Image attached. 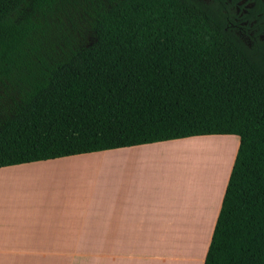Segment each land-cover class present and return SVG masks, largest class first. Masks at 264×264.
Wrapping results in <instances>:
<instances>
[{"label": "trees", "instance_id": "obj_1", "mask_svg": "<svg viewBox=\"0 0 264 264\" xmlns=\"http://www.w3.org/2000/svg\"><path fill=\"white\" fill-rule=\"evenodd\" d=\"M211 135L239 143L203 264H264V51L199 0H0V168Z\"/></svg>", "mask_w": 264, "mask_h": 264}, {"label": "rangeland", "instance_id": "obj_2", "mask_svg": "<svg viewBox=\"0 0 264 264\" xmlns=\"http://www.w3.org/2000/svg\"><path fill=\"white\" fill-rule=\"evenodd\" d=\"M80 40L84 41L83 38ZM211 136H205L208 138L191 137V140H200L202 144L205 143V149L202 152L206 153V157L211 156L209 159L206 158V165L204 164L205 159L203 162L200 160L201 164H187L182 148L184 144L177 142L168 144L167 162L154 163V171H149L152 166L145 168L141 166L144 170H148L143 172L142 176L151 178L160 184L173 186L172 195L167 199L168 211H170L168 213L172 217L175 205H173V199H177L178 206L185 200L183 204L186 206V210L181 211L182 214L184 213V216L180 217L181 223L171 230L175 232L174 234L142 236V247L145 248L143 252L160 257L170 264H201L212 231L215 208L219 204L223 188L226 186L237 151L236 143L238 144L237 136ZM219 140L225 141L228 150L225 146L223 149L218 148ZM226 150L230 154H227ZM215 152L218 157H216ZM224 154L230 157V161L229 165L227 164L229 167L226 165L228 168H226L227 172L223 179V173H220L218 169L220 168L219 164H222ZM110 155V151H102L58 158L43 163V165L49 166L40 167V169L43 168L47 172L30 174L24 179L15 178V176L11 182H4V180L0 182V206L5 215L15 218L27 217L25 227H23L22 221L16 219L11 222L10 226L3 229L13 234L25 231L26 237L24 238L34 236L41 240L48 239V237H61L71 232L80 233L85 229L82 224L86 223L87 220L75 216L78 214L86 215V209L89 205L96 206L97 209L102 207L104 166L110 163L108 160ZM220 155L222 156L219 157ZM205 156L203 157L205 158ZM198 157L200 158V156ZM209 164L210 167L211 164L213 165L211 168L209 167L212 174L210 171L207 172ZM213 167L216 170L213 171ZM215 172L217 176L219 175L217 178H219L220 184L218 183V185L215 183V178L210 179V176L211 178L216 177ZM188 192L191 197L190 200H192L191 210ZM25 206H31V208L25 209ZM176 220L177 218L174 221ZM192 220L193 223L196 220L194 223L196 229L192 227L189 229L192 226ZM78 253L104 254L111 252L15 251L5 254L1 252L0 264H72V258L77 257Z\"/></svg>", "mask_w": 264, "mask_h": 264}, {"label": "crops", "instance_id": "obj_3", "mask_svg": "<svg viewBox=\"0 0 264 264\" xmlns=\"http://www.w3.org/2000/svg\"><path fill=\"white\" fill-rule=\"evenodd\" d=\"M192 138L109 150L111 152L108 159L110 163L107 162L108 164L104 166L105 178L103 182L104 196L101 203L102 207L99 206L101 209H97L96 206L92 207L89 205L86 209V215L78 214L75 216L76 218H86L87 220L86 223L82 224L85 229L80 233L71 232L65 234L61 236L63 238L60 240L59 238L61 237L58 236L56 238L48 237V239L44 240L34 236L24 238L26 237L25 231L13 234L3 228L10 226L11 222L16 219L22 221L23 227H25L27 217L15 218L14 216L5 215L4 210L0 206V253L4 252L5 254L15 251H104L111 253H78L77 257L72 258V264H170V262L160 259V257L143 252L145 248L142 247L141 238L142 236L174 234L175 232L171 230L182 221L180 217L184 216L181 211L184 212L186 210V206L183 204L185 200L178 206L177 199H173V205H175L172 217L168 213L170 211H168L169 203L167 199L172 195L173 186L171 184H160L151 178L142 176L141 174L148 170H144L141 166H144V168L152 166L149 171H154V163L159 161L160 163L167 162L168 144L183 142L182 148L184 152L185 147H188ZM237 147L238 144L236 143V149ZM47 161L0 168V182L3 180L4 182H11L15 176V178L24 179L30 174L47 172L43 170V168L49 166L47 164L43 165ZM191 165H194V163ZM40 167L43 168L40 169ZM225 187L219 199V204L215 208L213 227ZM180 193L182 194V191ZM188 199L191 210L192 200H190L189 192ZM24 208L29 209L31 206H25ZM175 218H177L176 221H174ZM178 220L179 222H177ZM194 223L192 220V226L189 229L191 227L196 229L194 228ZM191 232L193 233V230ZM206 250L201 264H203Z\"/></svg>", "mask_w": 264, "mask_h": 264}, {"label": "flooded vegetation", "instance_id": "obj_4", "mask_svg": "<svg viewBox=\"0 0 264 264\" xmlns=\"http://www.w3.org/2000/svg\"><path fill=\"white\" fill-rule=\"evenodd\" d=\"M199 1L220 10L226 26L248 48L264 51V0Z\"/></svg>", "mask_w": 264, "mask_h": 264}, {"label": "bare ground", "instance_id": "obj_5", "mask_svg": "<svg viewBox=\"0 0 264 264\" xmlns=\"http://www.w3.org/2000/svg\"><path fill=\"white\" fill-rule=\"evenodd\" d=\"M212 137V136H211ZM222 137V136H221ZM220 139V138H219ZM203 140V139H202ZM210 140H211V138H210ZM222 140V139H221ZM194 141H196V140H192V141H190L189 142V145H188V147H185V151H184V156H185V162L187 163V164H189V165H191L192 163H199V164H201L200 163V160H201V162H203L204 161V159H205V161H204V164L206 163V158L207 159H209V157L211 158V156H205L206 155V153L204 154L203 152V150L205 149V143H201V141L200 140H197L196 142H194ZM207 143H208V141H207ZM215 143H217L216 141H215ZM215 145V144H214ZM215 146H217V145H215ZM224 146L226 147V143H225V141H220L219 140V144H218V148L219 149H223L224 148ZM228 146V145H227ZM229 147V146H228ZM226 149H227V147H226ZM228 150V149H227ZM227 150L225 151V152H227ZM203 151V152H202ZM206 151V150H205ZM217 152V151H216ZM216 152H215V154H216ZM229 152V151H228ZM227 152V154H230V153H228ZM201 153H203V155H201ZM217 153H219V151L217 152ZM217 155V154H216ZM198 156H200V158L198 157ZM203 156H205V158L203 157ZM222 155H220L219 157H221ZM216 157H218V155L216 156ZM223 158V161H222V164H219L220 165V168L218 169L219 170V172L221 173H223V179L225 178V175H226V172H227V169L226 168H228L229 166V161H230V157L229 156H225V154H224V156L222 157ZM199 159V160H198ZM209 162V161H208ZM221 162V161H220ZM219 162V163H220ZM207 164V163H206ZM205 164V165H206ZM228 164V165H227ZM226 165L228 166V167H226ZM213 165L211 164V167H212ZM209 167H210V164H209V166H208V170H207V172H209L210 171V169H209ZM210 167V168H211ZM214 169H212L213 171L214 170H216L215 169V167H213ZM221 168H222V171H220L221 170ZM217 170V171H218ZM211 172V171H210ZM211 174H212V172H211ZM206 176H207V174H206ZM213 176V175H212ZM215 176L216 177H212L211 178V176H210V179H213V178H215V183H216V185H218V183L220 182V180H219V178H217L218 176H217V174H216V172H215ZM220 176H222V175H220ZM221 179V178H220ZM223 179H222V181H223ZM218 180V181H217ZM217 181V182H216ZM221 181V182H222ZM220 184V183H219Z\"/></svg>", "mask_w": 264, "mask_h": 264}]
</instances>
